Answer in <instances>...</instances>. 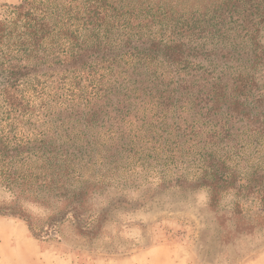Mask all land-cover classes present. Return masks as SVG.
I'll return each instance as SVG.
<instances>
[{
	"label": "trees",
	"instance_id": "16d2710c",
	"mask_svg": "<svg viewBox=\"0 0 264 264\" xmlns=\"http://www.w3.org/2000/svg\"><path fill=\"white\" fill-rule=\"evenodd\" d=\"M17 10L0 20V216L88 242L104 222L97 194L201 189L213 212L232 198L238 232L264 228V0Z\"/></svg>",
	"mask_w": 264,
	"mask_h": 264
},
{
	"label": "rangeland",
	"instance_id": "374dc122",
	"mask_svg": "<svg viewBox=\"0 0 264 264\" xmlns=\"http://www.w3.org/2000/svg\"><path fill=\"white\" fill-rule=\"evenodd\" d=\"M23 1L0 0V20L18 19ZM9 38L12 42L16 36ZM260 39L264 43V28ZM0 50L7 46L0 44ZM1 68L0 85L5 80ZM134 198L116 192L95 195L89 205L104 222L88 242L77 239L67 225L60 238H35L23 220L0 216V264H264V228L238 232L226 220L232 198L224 199L218 212L209 210L208 194L201 189ZM10 199L0 188V203ZM26 206L34 215L47 214Z\"/></svg>",
	"mask_w": 264,
	"mask_h": 264
}]
</instances>
